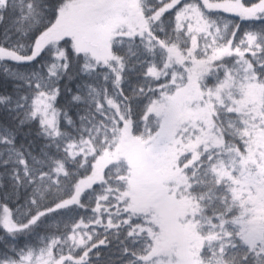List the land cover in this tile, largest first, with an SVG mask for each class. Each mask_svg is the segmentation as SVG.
<instances>
[{
  "label": "snow or ice",
  "instance_id": "1",
  "mask_svg": "<svg viewBox=\"0 0 264 264\" xmlns=\"http://www.w3.org/2000/svg\"><path fill=\"white\" fill-rule=\"evenodd\" d=\"M0 264H264V0H0Z\"/></svg>",
  "mask_w": 264,
  "mask_h": 264
}]
</instances>
